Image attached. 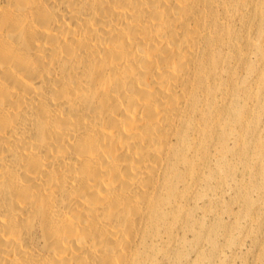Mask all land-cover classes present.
<instances>
[{"label": "bare ground", "instance_id": "obj_1", "mask_svg": "<svg viewBox=\"0 0 264 264\" xmlns=\"http://www.w3.org/2000/svg\"><path fill=\"white\" fill-rule=\"evenodd\" d=\"M263 135L264 0H0V264L179 259L227 180L264 233Z\"/></svg>", "mask_w": 264, "mask_h": 264}, {"label": "rangeland", "instance_id": "obj_2", "mask_svg": "<svg viewBox=\"0 0 264 264\" xmlns=\"http://www.w3.org/2000/svg\"><path fill=\"white\" fill-rule=\"evenodd\" d=\"M252 168L259 170V178L256 180L251 179L249 170ZM236 178L244 184L257 187L258 190L252 191L248 199L254 202V212L264 216V207H257L259 192L264 191V161L245 168L239 164ZM220 193L217 203L207 202H210L213 210L220 211L221 225L228 228L229 233H212V238L209 233H186V242L175 247L180 258H162L164 264H264V233L256 225L250 224L247 217L238 215L245 201L233 199L235 192L230 180L223 182ZM212 215L208 213L204 218L206 225L214 222Z\"/></svg>", "mask_w": 264, "mask_h": 264}]
</instances>
